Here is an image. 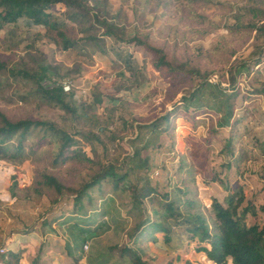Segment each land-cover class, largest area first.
I'll list each match as a JSON object with an SVG mask.
<instances>
[{"label": "rangeland", "instance_id": "1", "mask_svg": "<svg viewBox=\"0 0 264 264\" xmlns=\"http://www.w3.org/2000/svg\"><path fill=\"white\" fill-rule=\"evenodd\" d=\"M94 2L87 1L92 6L88 15L115 23L116 34L101 41L85 37L101 36L100 23L92 28L82 19L85 9L73 11L77 21L68 19L62 3L52 10L66 18L67 33L77 39L73 47L61 48L42 25L26 17L0 27V112L12 120L50 119L74 137L60 156L59 137L33 128L21 155H0V253L19 251L29 262L47 254L36 263L72 264L65 249L67 240L73 242L67 225L83 216L75 211L74 191L108 164L121 171L137 130L158 139L148 149L150 166L159 169L152 179L162 180L166 172L174 200L186 198L179 190L188 187V198L195 201L189 209L200 203L210 222L213 215L205 207L210 197L202 191L230 157L227 148L233 144L239 158L238 179L250 178L254 168L264 165V33L252 26L264 22V0H97L93 7ZM133 33L162 48L168 63L154 67L157 54L129 41ZM64 83L70 89L62 95ZM199 84L194 96L182 99ZM39 88L75 106L76 113L47 100ZM225 96L233 113L231 124L220 126L218 106ZM167 111L168 121L156 130L137 127ZM16 141V136L10 140ZM43 174L53 175L61 190L44 183ZM125 183L114 186L107 176L82 201L87 213H98L95 222L108 223L98 234L103 240L128 243L150 264H214L202 253L165 251V235L159 231L156 240L150 239L153 231L126 234L134 221L154 216L155 205L148 198L140 209L132 207ZM181 210V215L190 212ZM259 216L250 215L248 221ZM116 217L126 220V228L116 227ZM186 223H170L176 240L183 242L189 234Z\"/></svg>", "mask_w": 264, "mask_h": 264}, {"label": "trees", "instance_id": "2", "mask_svg": "<svg viewBox=\"0 0 264 264\" xmlns=\"http://www.w3.org/2000/svg\"><path fill=\"white\" fill-rule=\"evenodd\" d=\"M87 1L0 0V27H3L6 23H15L20 18L26 17L32 23L42 25L46 35H50L51 39L59 44L61 48L73 47L77 43V39L67 33L66 18L60 17L59 12L52 10L54 5L62 3L67 10L65 16L68 19L77 21L78 13L73 11L85 9L86 14H83L82 19L87 18L92 28L93 25H97L94 22L101 24V26L99 25L102 29L101 36L87 33L85 34L86 40L101 41L104 35H115L114 22L106 17L99 18L98 14L88 15L89 8L92 6ZM94 1L93 7L97 3V0ZM252 26L264 33V22L261 25L253 23ZM128 37L129 41L148 45L157 54V58L152 62L154 67L161 69L168 63L162 48L149 45L135 33ZM200 85L202 84L195 87L188 95H183L182 99H189L194 96L200 90ZM39 91L50 102L67 111L76 113L75 106L67 104L60 97L50 95L41 88H39ZM260 92L264 95V88H261ZM60 93L65 94L63 88L60 89ZM229 98V96H225L223 106H218L220 118L217 122L220 126L231 124L230 119L233 109ZM169 115L170 112L167 111L149 122L137 124V127H151V130L154 131L162 121H168ZM33 128L50 130L55 136L59 137L60 156L74 142V137L70 133L50 119L25 117L12 120L0 112V155L9 154L10 151L13 155H21L24 151L23 140ZM14 136L17 137V143L10 142ZM157 140L155 133H152L149 137L143 136L141 130H137L133 138L129 139L130 143L134 144V148L130 154L126 155L125 164L121 171L117 172L114 164H108L91 180L84 182L75 189L72 199L73 205L75 211L78 212V216H83L81 218L75 217L76 220L67 225L69 234L73 236V242L67 240L65 249L67 254L72 255V264H79L81 258H84L86 264H150L149 262H151L144 259L139 251L128 243L121 245L116 241L107 242L103 240L98 234L107 222H95L98 213L91 215L84 209L85 206L82 201L90 195V189L95 185H99L101 180L107 176L114 180V186H117L119 181L126 180L124 185L129 187L132 192V207L140 209V205L148 198L151 204L155 205L154 216L146 214L141 219L134 221L132 226L127 229L126 234L131 232L130 237H135L138 229L143 231V234L153 231L150 239L156 240L158 236L154 233L159 231L165 235L164 248L165 251L168 249V252L202 253L214 264H264V165H261L260 169L254 168V172L249 173L250 178L238 179L239 158L233 153L234 149L233 144L230 145V136L227 138L226 142H230L228 143L230 148H227L230 157L225 160V164L223 163V166L220 167L221 169L219 168L220 172H217V175L214 176L215 179L208 181L209 187L202 191L203 195L210 197V202L205 207L212 212L213 216H210L211 223L203 212L204 207L199 206L200 203L197 204L198 209H189L195 204V201L188 198V187L179 190L181 194L186 195V198L174 200L169 195L171 185L166 172L160 170L161 174L164 172V179L153 180L155 179L153 173L157 169L155 170V167L150 166L149 154L151 151L148 149L156 147ZM144 150L147 154H142ZM253 173H256L258 177ZM157 174H159V169ZM161 176L163 177V174ZM43 179L44 183L61 190L62 184L53 175L43 174ZM157 195L158 197H156ZM181 209H188L190 212L183 211L181 215ZM104 212L107 213L108 211L104 210ZM250 215H261V217L259 216L258 219L249 222ZM117 218L119 217H116V227L126 228V220ZM172 221H174V225L184 221L187 222L186 231L189 234L183 242L176 240L177 236H175V230H173L175 226L170 224ZM136 242L138 240H132V243ZM85 244L88 246L87 250L84 249ZM40 256L38 255L37 258L32 259V262H29L21 256L19 251L8 250L5 253H0V264H37L36 261L40 259ZM163 259L165 260V258ZM163 259H160L159 262L162 263L161 260ZM186 261L188 262V260Z\"/></svg>", "mask_w": 264, "mask_h": 264}, {"label": "built area", "instance_id": "3", "mask_svg": "<svg viewBox=\"0 0 264 264\" xmlns=\"http://www.w3.org/2000/svg\"><path fill=\"white\" fill-rule=\"evenodd\" d=\"M69 89H70L69 84L64 83V84H63V90H64V91H67V90H69ZM84 247L87 248V244H85ZM1 249H2V247H1Z\"/></svg>", "mask_w": 264, "mask_h": 264}, {"label": "crops", "instance_id": "4", "mask_svg": "<svg viewBox=\"0 0 264 264\" xmlns=\"http://www.w3.org/2000/svg\"><path fill=\"white\" fill-rule=\"evenodd\" d=\"M208 187H209V185H208ZM45 255H47V254H45ZM45 255H41L40 260H42V259L44 258ZM83 259H84V258H83ZM84 261H85V260H84ZM84 263L86 264V262H84ZM37 264H39V262H38Z\"/></svg>", "mask_w": 264, "mask_h": 264}]
</instances>
